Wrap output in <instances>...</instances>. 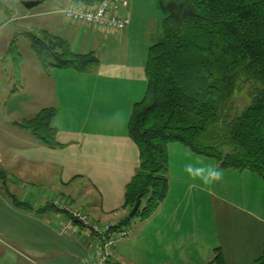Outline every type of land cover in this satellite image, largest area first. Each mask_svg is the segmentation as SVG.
Instances as JSON below:
<instances>
[{
	"label": "crops",
	"instance_id": "crops-1",
	"mask_svg": "<svg viewBox=\"0 0 264 264\" xmlns=\"http://www.w3.org/2000/svg\"><path fill=\"white\" fill-rule=\"evenodd\" d=\"M128 1L122 14L131 23L122 33L68 20V27L61 28L53 23L61 12L50 9L19 10L21 15L7 22L44 18L50 27L33 24L32 31L65 40L75 54L92 53L98 64L86 73L46 69L30 43L19 75L11 71L15 87L0 90V170L7 175L6 183L0 180V264L91 260L92 239L76 231L60 234L67 214L37 212L57 199L101 224L120 223L130 215L123 206L126 188L140 167V151L128 125L134 105L145 97L148 50L160 36L161 16L155 33L141 17L138 1ZM169 11L166 0L162 14H168L162 20ZM2 12L0 7V28ZM22 33L10 32L0 61L7 60ZM45 108L56 109V148L44 146L18 125ZM186 151L181 144L169 146L168 196L151 218H138L135 233L114 251L116 264H210L216 249L225 264H255L264 257L263 180L191 152L223 170L222 180L205 187L183 172ZM10 196L33 210L15 206Z\"/></svg>",
	"mask_w": 264,
	"mask_h": 264
},
{
	"label": "trees",
	"instance_id": "trees-1",
	"mask_svg": "<svg viewBox=\"0 0 264 264\" xmlns=\"http://www.w3.org/2000/svg\"><path fill=\"white\" fill-rule=\"evenodd\" d=\"M87 1L94 5L101 0H74ZM168 1L162 33L148 50L145 97L134 105L128 125L140 151V167L126 188L123 208L130 214L141 195L135 216L141 220L151 218L168 196L171 144H181L224 168L252 172L264 182V0ZM0 7L5 9L2 2ZM19 36L29 40L46 69L86 73L98 64L94 54H75L65 40L46 31ZM247 86L249 105L231 115L230 103ZM55 116L56 109L45 108L18 125L44 146L56 148ZM6 179L0 170V180ZM10 198L15 206L33 210ZM52 210L70 218L52 203L37 212ZM130 222L128 216L115 224ZM210 264H225L220 249ZM255 264H264V257Z\"/></svg>",
	"mask_w": 264,
	"mask_h": 264
},
{
	"label": "built area",
	"instance_id": "built-area-1",
	"mask_svg": "<svg viewBox=\"0 0 264 264\" xmlns=\"http://www.w3.org/2000/svg\"><path fill=\"white\" fill-rule=\"evenodd\" d=\"M128 7V0H101L94 5H71L64 10V14L70 22L94 26L104 31L122 33L131 23L130 18L122 14V11ZM52 204L60 210L66 211L70 216L68 223L59 229L61 235L76 231L92 239L94 254L91 260L85 264H116L113 259L115 249L122 241L135 233L134 227L131 226L119 227L115 223L95 222L86 214L61 200L57 199Z\"/></svg>",
	"mask_w": 264,
	"mask_h": 264
},
{
	"label": "rangeland",
	"instance_id": "rangeland-1",
	"mask_svg": "<svg viewBox=\"0 0 264 264\" xmlns=\"http://www.w3.org/2000/svg\"><path fill=\"white\" fill-rule=\"evenodd\" d=\"M2 4L4 5L3 12L1 14L2 19V27L0 28V56L3 55L4 50L1 48V46L4 45L6 38L9 37V34L12 30H16V32H28L34 30L32 27L33 24H35L36 28H46L48 23L41 20V18H38L36 21H30L24 22V21H18L17 23H10L8 24V20L15 19L16 17H19V10L22 12L27 11H46V10H54L61 12L60 14H57L55 17V20L53 23H55L57 26L63 28L68 27V22L64 14V10L68 9L71 5L76 4L74 0H51L48 1L45 4H42L38 6L37 8H34L32 10H26L17 0H0ZM139 5V10L141 12V17L143 15V20L146 19V21L149 22V27L151 26L152 30L156 33L157 32V23L159 21V16H161V22H160V34L162 33V23H163V17L166 16L168 13H163L162 10L165 5L166 0H137ZM81 3V2H80ZM163 7V8H161ZM161 12L159 14L158 12ZM47 21V20H45ZM50 27V25L47 27V29ZM51 32H53L51 30ZM17 43L13 44V49L9 50L10 56H8L6 61H0V90L4 87V89L9 90L10 86L15 87V77L13 78V82L11 81L13 77V73L11 74L12 69L19 75V70L22 69L21 64L24 62L26 58H28L30 53V42L21 36H18ZM11 51V52H10ZM24 58V59H22ZM19 77V76H18ZM248 86L246 87V90L243 91V93L238 94L234 100L230 103L231 108L233 105V109L231 110V115L235 116L237 112L243 111L250 102L249 98V89L247 90ZM8 92V91H7ZM7 92H5V95H7ZM1 95V94H0ZM8 111V107H5ZM3 112L0 110V114ZM20 119V118H18ZM141 222L138 220V218L131 219L130 226L135 227L137 224L139 225ZM149 247H152V244H149ZM153 259V257H152Z\"/></svg>",
	"mask_w": 264,
	"mask_h": 264
},
{
	"label": "clouds",
	"instance_id": "clouds-1",
	"mask_svg": "<svg viewBox=\"0 0 264 264\" xmlns=\"http://www.w3.org/2000/svg\"><path fill=\"white\" fill-rule=\"evenodd\" d=\"M188 162L183 166V172L192 181H199L203 186H212L223 178V170L212 163H205L201 157L194 156L191 151L185 153Z\"/></svg>",
	"mask_w": 264,
	"mask_h": 264
},
{
	"label": "water",
	"instance_id": "water-1",
	"mask_svg": "<svg viewBox=\"0 0 264 264\" xmlns=\"http://www.w3.org/2000/svg\"><path fill=\"white\" fill-rule=\"evenodd\" d=\"M48 0H30V1H21L20 4L26 9V10H32L34 8H37L38 6L47 3ZM141 198L142 196L140 195L132 212L130 213L129 217L131 219L135 218L137 212L139 211L141 207Z\"/></svg>",
	"mask_w": 264,
	"mask_h": 264
}]
</instances>
